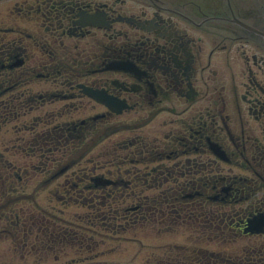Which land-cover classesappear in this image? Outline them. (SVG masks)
Segmentation results:
<instances>
[{
    "label": "flooded vegetation",
    "instance_id": "1",
    "mask_svg": "<svg viewBox=\"0 0 264 264\" xmlns=\"http://www.w3.org/2000/svg\"><path fill=\"white\" fill-rule=\"evenodd\" d=\"M81 83L125 101L123 115L146 114L147 122L178 106L193 111L165 138L168 157L187 161L174 168L187 164L196 176L178 189L193 193L196 219L246 242L232 264H264V233L246 231L264 215V0H0V129L22 111L88 99ZM33 137L48 143L37 131ZM14 186L0 171V193ZM219 214L229 221L223 227ZM35 233L32 217L0 215V246L11 240L0 248L4 264H29L28 256L37 264L66 244ZM194 259L212 262L207 254Z\"/></svg>",
    "mask_w": 264,
    "mask_h": 264
},
{
    "label": "rangeland",
    "instance_id": "2",
    "mask_svg": "<svg viewBox=\"0 0 264 264\" xmlns=\"http://www.w3.org/2000/svg\"><path fill=\"white\" fill-rule=\"evenodd\" d=\"M49 87H52V85L48 84ZM30 88V86H27L26 89ZM68 100V101H72ZM73 104L75 107H80V110L74 114L75 118H86L91 115L96 114L97 112L101 111L100 108H95L92 106V104L88 103L87 101L83 100H74ZM183 106L176 107L175 111L165 110V112L160 113L158 116L155 117L154 120H152L146 127H140L144 123V117L147 116L146 114H136V113H130L122 115L118 118H116V121H114L112 124L114 125H126V126H132L133 131L125 132L121 135L122 138H136L138 136L142 137H148L149 140H154L156 138L164 139L166 134H170L171 130L178 129L180 130L183 127L184 122H189L191 118H193V111H184ZM40 114V112H39ZM140 127V128H139ZM151 134H149V133ZM12 136V135H11ZM120 142V141H119ZM159 145V144H158ZM164 145V144H163ZM162 145V146H163ZM1 147V144H0ZM191 154V153H190ZM188 155V154H187ZM191 158H197V157H191ZM174 162V161H173ZM83 166V165H82ZM148 195H153L150 190L146 192ZM96 195H99L97 192H95ZM94 193L88 192L86 194V198H92ZM165 206V204L163 205ZM77 212H79L78 209ZM150 212H153V209L149 210ZM138 230V232H133L132 234H128V236L139 238L138 241H132V242H121L118 247L119 251L117 252L115 258H112V263L114 264H123V263H141L145 264V260L149 258L150 256H157L161 253H163L166 250V245H172V244H185L187 246H196L199 248L208 249L209 251L219 252V251H226L227 253H235L238 254L240 249L245 245L246 242H237L234 244H227L222 243L220 241L215 242H209V241H203L200 237V229L199 225H192V227H183L182 229H179L177 231H173L169 233V235H163L160 236V239H152L149 236L144 237V232H150L153 230ZM127 236V237H128ZM193 236H199V239L194 240ZM128 237V238H129ZM6 242H3L2 244L6 246ZM202 245V246H201ZM1 254V251H0ZM75 255L74 253L71 254L70 258H73ZM123 257L122 260L118 259ZM5 257L0 256V264H4Z\"/></svg>",
    "mask_w": 264,
    "mask_h": 264
}]
</instances>
